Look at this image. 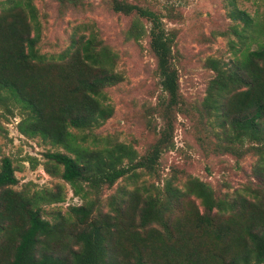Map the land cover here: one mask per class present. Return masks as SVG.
Returning <instances> with one entry per match:
<instances>
[{
	"label": "trees",
	"instance_id": "1",
	"mask_svg": "<svg viewBox=\"0 0 264 264\" xmlns=\"http://www.w3.org/2000/svg\"><path fill=\"white\" fill-rule=\"evenodd\" d=\"M111 3L114 12L137 14L151 24L149 49L166 94L162 114L166 126L157 143L143 156L122 144L112 149L82 146L84 138L79 141L71 129L90 130L112 115L111 108L103 102V90L119 82L117 76L109 73L114 58L104 49L97 50L93 38L83 41L63 63L66 70L59 73L62 92L57 94V87L51 92L52 84H40L37 79L36 68L43 65L44 57L37 54L38 34L30 37L29 23L22 14L24 9L17 2L12 9L20 7L21 15L15 12L14 21L8 25L9 33L5 29L0 34L2 43L12 46L0 57V105L9 102L23 111L17 124L21 135L40 137L63 149L44 156L55 168L61 167L60 178L83 203L70 207L67 215H59L56 222L46 220L41 205L63 202L61 189L32 194L11 189L18 180L10 159L2 158L0 264H122L117 254L127 259V264H264L261 189L252 192L249 199L231 201L216 197L209 185L191 179L185 191L166 183L163 194L140 200L136 190L128 195V204L123 201L122 207L115 208V216L94 215L96 203L89 199L90 195L97 198L104 188L112 187L118 180L137 176V170L154 172L160 150L169 147L173 130L170 114L182 104L172 59L173 34L165 30L157 14L118 0ZM32 10L30 6V13H34ZM18 17L20 29L16 24ZM231 18L240 20L246 28L251 26L245 11L235 10ZM261 35L255 49L246 47L240 53L231 72H223L216 62L209 61L216 77L211 81L207 103H212L210 110L223 118L222 127L227 125L235 140L246 139L256 145L264 162V29ZM261 170L264 176V168ZM258 179L264 186L263 178ZM182 197H194L204 211L202 214L197 211L193 219L195 240L181 227L164 221L167 210ZM126 211L135 228L134 222L138 220L139 229L131 227L124 231ZM153 223H161L163 230L147 229ZM201 236L209 241L205 248Z\"/></svg>",
	"mask_w": 264,
	"mask_h": 264
},
{
	"label": "rangeland",
	"instance_id": "2",
	"mask_svg": "<svg viewBox=\"0 0 264 264\" xmlns=\"http://www.w3.org/2000/svg\"><path fill=\"white\" fill-rule=\"evenodd\" d=\"M118 1L157 14L165 30L173 34L172 59L182 104L170 114L173 130L169 147L160 150L154 172L137 170V176L118 180L112 187L104 188L97 198L90 195L89 199L96 203L94 215L115 216V208L122 207L123 201L129 203L128 195L136 190L140 200L163 194L166 183L185 191L191 179L209 185L216 197L231 201L249 199L255 190L264 191L263 182L258 179L264 180L261 170L264 162L256 145L246 139L235 140L228 126L222 127L223 118L210 110L212 103H207L211 81L216 77L209 61L213 60L223 72L229 73L246 47L256 48L264 29V0ZM17 2L24 9L22 14L29 23L30 37L38 34L37 54L44 57L43 65L36 68L37 79L40 84H52L51 92L55 87L57 94L62 92L59 73L66 70L63 63L83 41L93 38L97 50L104 49L114 58L109 73L117 76L119 82L103 90V102L111 108L112 115L90 130L71 129L79 141L84 138L82 146L112 149L122 144L130 146L138 156L147 154L166 126L162 119L166 94L161 89L156 61L149 49L150 22L137 14L114 12L112 0H0L1 35L5 29L9 33L8 25L14 21V13L21 15L20 7L12 9ZM30 6L34 13H30ZM235 10L246 12L249 28L231 18ZM18 20L19 17L16 23L19 28ZM2 42L0 57L7 47H12ZM22 112L9 102L0 105V161L4 157L10 159L18 180L11 189L17 192L32 194L61 189L63 202L41 205L43 218L56 222L59 215L66 216L70 207L83 202L73 196L70 186L60 178L61 167L55 168L44 156L63 149L40 137L28 138L18 132ZM197 211L204 213L197 199L182 197L173 202L164 221L181 227L195 240L197 230L192 225ZM127 213L123 216L127 223L124 231L131 227L139 229L138 220L134 222L135 228ZM150 228L163 230L161 223H153L147 227ZM201 237L206 242L205 248L209 241L206 236ZM117 257L127 264L123 256L117 254Z\"/></svg>",
	"mask_w": 264,
	"mask_h": 264
}]
</instances>
